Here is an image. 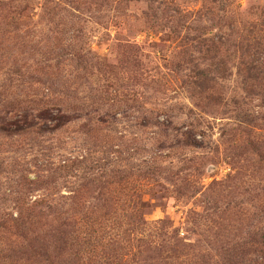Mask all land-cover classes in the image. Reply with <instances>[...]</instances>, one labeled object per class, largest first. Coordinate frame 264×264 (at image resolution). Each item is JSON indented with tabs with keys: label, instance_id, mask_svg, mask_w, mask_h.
Segmentation results:
<instances>
[{
	"label": "rangeland",
	"instance_id": "rangeland-1",
	"mask_svg": "<svg viewBox=\"0 0 264 264\" xmlns=\"http://www.w3.org/2000/svg\"><path fill=\"white\" fill-rule=\"evenodd\" d=\"M247 249L264 251V0H0V264Z\"/></svg>",
	"mask_w": 264,
	"mask_h": 264
},
{
	"label": "trees",
	"instance_id": "trees-1",
	"mask_svg": "<svg viewBox=\"0 0 264 264\" xmlns=\"http://www.w3.org/2000/svg\"><path fill=\"white\" fill-rule=\"evenodd\" d=\"M252 69L254 70L255 68L253 67ZM255 80H257V79H255ZM256 255H257V257H256ZM225 261L226 260H224L223 263ZM242 261H243L242 264H260L259 263L260 261L261 262L264 261V251H258V250L255 251V250L247 249L246 253L244 252V256L242 257ZM225 264H238V263H230V261H229V262H225ZM262 264H264V262Z\"/></svg>",
	"mask_w": 264,
	"mask_h": 264
}]
</instances>
